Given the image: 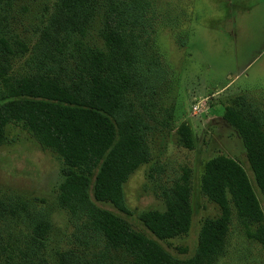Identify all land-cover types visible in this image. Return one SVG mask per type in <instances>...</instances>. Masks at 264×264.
<instances>
[{
	"label": "trees",
	"instance_id": "trees-1",
	"mask_svg": "<svg viewBox=\"0 0 264 264\" xmlns=\"http://www.w3.org/2000/svg\"><path fill=\"white\" fill-rule=\"evenodd\" d=\"M146 7L137 0H57L54 23L63 36L57 40L56 34L52 46L64 55L54 57L59 71L54 73L49 67L44 73L9 79L6 68L0 66V145L5 127L13 125L57 157L59 207L72 216L82 212L87 228L103 239L95 264L109 254L122 257L127 264H213L224 251L232 210L246 238L264 249V215L258 199L243 168L224 155L203 165L199 192L219 213L203 221L188 258L170 257L151 238L100 207L130 215L122 186L149 159L147 137L164 124L156 114L168 116L155 108L154 97L163 82L159 74L165 72L155 63L154 51L148 53L152 45L144 25ZM94 28L95 37L90 34L87 40L88 31ZM0 45L9 53L1 38ZM68 66L69 73L61 77ZM136 66L144 74H138ZM221 120L238 138L253 184L264 200V117L249 105L224 107ZM177 134L182 147L190 150L188 128L181 125ZM188 196V183L182 177L163 194L161 210L138 215L146 232L159 241L186 235L191 218ZM19 211L24 212L23 206H12L7 213L14 216ZM48 230L45 219L33 217L29 244L41 245ZM12 253L4 264H35L32 249ZM56 264L93 263L75 262L60 253Z\"/></svg>",
	"mask_w": 264,
	"mask_h": 264
},
{
	"label": "rangeland",
	"instance_id": "rangeland-1",
	"mask_svg": "<svg viewBox=\"0 0 264 264\" xmlns=\"http://www.w3.org/2000/svg\"><path fill=\"white\" fill-rule=\"evenodd\" d=\"M137 1L147 4L144 25L152 45L148 53L154 51L155 63L165 72L159 74L163 82L154 97L155 108L165 110L168 116L156 114L164 124L147 137L149 159L122 186L130 215L100 207L116 214L131 230L151 238L170 257L185 259L194 252L203 221L219 213L199 192L202 168L210 158L224 155L243 168L264 215V200L253 184L240 142L221 120L224 107L244 109L249 105L264 117V0ZM56 2L0 0V38L9 50L7 53L0 45V66L6 68L9 79L44 73L49 67L54 73L59 71L54 57L62 59L64 55L52 46L56 34L57 40L63 36L54 23ZM95 29L88 31L87 40L90 34L95 37ZM69 68L60 76L67 75ZM136 68L138 74H144ZM181 125L189 130L190 150L179 142L177 129ZM59 168L57 157L42 150L30 134L17 126L5 127L0 145V264L8 253L14 254L15 249L26 253L28 248L35 264H56L60 253L75 262L95 264L99 260L102 237L87 228L82 212L69 215L57 203ZM182 177L189 188V231L174 239H154L138 215L161 210L163 194ZM17 205L23 206L24 212L10 216L7 211ZM35 216L49 225L41 245L29 244L28 228ZM100 262L127 264L111 254ZM213 264H264V249L246 238L233 210L224 251Z\"/></svg>",
	"mask_w": 264,
	"mask_h": 264
},
{
	"label": "built area",
	"instance_id": "built-area-1",
	"mask_svg": "<svg viewBox=\"0 0 264 264\" xmlns=\"http://www.w3.org/2000/svg\"><path fill=\"white\" fill-rule=\"evenodd\" d=\"M193 109H195V108H193Z\"/></svg>",
	"mask_w": 264,
	"mask_h": 264
}]
</instances>
